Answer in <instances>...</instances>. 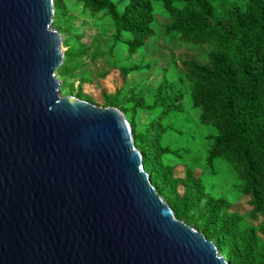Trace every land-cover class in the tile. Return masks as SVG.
<instances>
[{
	"label": "water",
	"instance_id": "95a60500",
	"mask_svg": "<svg viewBox=\"0 0 264 264\" xmlns=\"http://www.w3.org/2000/svg\"><path fill=\"white\" fill-rule=\"evenodd\" d=\"M54 0H0V264H231L176 218L125 114L63 97Z\"/></svg>",
	"mask_w": 264,
	"mask_h": 264
},
{
	"label": "trees",
	"instance_id": "16d2710c",
	"mask_svg": "<svg viewBox=\"0 0 264 264\" xmlns=\"http://www.w3.org/2000/svg\"><path fill=\"white\" fill-rule=\"evenodd\" d=\"M78 1L93 15L106 12L114 23L116 40L128 36L124 45L132 57L156 36V6L151 0ZM155 1L170 20L164 28L165 36L209 49L206 63L183 62L186 81L193 105L201 111L200 123L217 130L207 164L225 161L231 166L242 194L248 198L249 212L233 211L232 203L209 194L203 179L193 172L176 177L175 167L166 162L173 152L165 142L170 132L178 130L168 126V120L182 110V89L166 81L157 89L150 107L142 97L131 98L135 107L158 111L143 133L133 119L136 109L121 108L119 92L105 95L103 108H119L125 114L135 146L143 154L145 171L177 219L195 225L227 262L264 264V0ZM119 5H124L123 13ZM54 6L55 23L69 25L73 16L65 0H54ZM67 44L65 40L64 46ZM85 56V49L71 47L58 78H75L85 65ZM140 68H121L119 72L125 79ZM62 87L75 90V82ZM87 102L95 104L92 99ZM248 217L262 221L257 226L249 225Z\"/></svg>",
	"mask_w": 264,
	"mask_h": 264
},
{
	"label": "rangeland",
	"instance_id": "374dc122",
	"mask_svg": "<svg viewBox=\"0 0 264 264\" xmlns=\"http://www.w3.org/2000/svg\"><path fill=\"white\" fill-rule=\"evenodd\" d=\"M151 1L156 6V36L140 54L132 57L124 45L128 36L123 35L121 40H116L114 23L106 12L93 15L78 0H65L73 21L69 25L55 23L54 29L61 33L63 44L65 40L68 41L63 46L64 53L71 47L83 48L86 56L84 67L77 71L75 78L65 80L59 76L61 85L75 82V90L62 87L61 93L63 97H80L82 101L92 99L94 105L103 107L105 95L114 96L119 92V99L123 102L121 108L136 109L133 119L137 122L138 131L143 133L158 111L135 107V101L131 98L142 97L150 107L155 101L157 89L166 81L171 82L177 89H182V110L168 120V126L178 129V132H170L165 142L173 154L178 156L170 154L165 158L166 162L175 167L176 177L184 178L188 172H193L195 176L203 179L209 194L226 199L233 204V211L246 214L250 210L248 198L242 194L241 183L231 166L225 161H218L214 166L207 164L217 130L211 125L200 123L201 111L194 107L190 84L186 81L187 72L183 62L196 60L204 64L207 62L209 49L165 36L164 28L170 22L168 14L161 4ZM119 10L123 13L124 5H119ZM55 16L57 21V12ZM134 67L141 68L125 79L119 72L121 68ZM247 220L249 225L254 226L262 221H254L250 217ZM192 226L196 228L195 225Z\"/></svg>",
	"mask_w": 264,
	"mask_h": 264
}]
</instances>
